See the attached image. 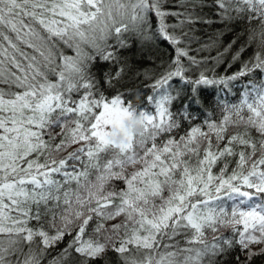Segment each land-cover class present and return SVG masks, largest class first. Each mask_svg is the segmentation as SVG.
<instances>
[{
  "label": "snow or ice",
  "instance_id": "1",
  "mask_svg": "<svg viewBox=\"0 0 264 264\" xmlns=\"http://www.w3.org/2000/svg\"><path fill=\"white\" fill-rule=\"evenodd\" d=\"M240 22L248 40L232 62L256 42L253 55L235 73L190 77L232 47L189 55L197 25ZM161 41L175 55L149 85L151 110L130 91L109 97L95 63L117 67L104 73L115 88L131 70L122 53ZM176 78L223 92L221 118L173 111ZM132 110L140 137L110 145L114 117ZM237 248L238 264L264 254V0H0V264H221Z\"/></svg>",
  "mask_w": 264,
  "mask_h": 264
},
{
  "label": "trees",
  "instance_id": "2",
  "mask_svg": "<svg viewBox=\"0 0 264 264\" xmlns=\"http://www.w3.org/2000/svg\"><path fill=\"white\" fill-rule=\"evenodd\" d=\"M208 11V9H205ZM155 23V21H153ZM250 26L246 22L234 23L229 27H225L222 23H213L209 25H197L199 29L195 35L200 37L199 41L194 42L190 45L192 51H190L189 55L196 56L198 59L203 57H215L218 52H223L228 45H232L231 50L228 54H226L223 58V62L214 63L211 60L206 65H201L200 67H193V70L189 72L190 77H195L199 74L200 71H207V74L211 77L213 75L212 71H208L209 69L215 70V72L219 75L232 74L238 71L241 66V61L248 60L249 57L253 55V53L257 50V43L253 42L249 44L245 51L240 54V58L236 62H232V56L236 54V52L240 49L242 44H245L248 40V28ZM251 27H257V25L253 24ZM215 42L211 49L208 51L196 52L195 49L200 48L205 43ZM235 41V43H233ZM123 56L128 57L131 64V70L128 71L126 69V75L124 78L116 85L115 88H107L104 86V73L109 69L115 73L117 67L115 65H109L108 63L100 62L99 60L95 63L93 71L96 73L99 78L100 85L104 89L105 93L110 97L117 90L119 91H130L129 99L131 103L136 106L140 104H144L145 110H151V105L147 102L146 98L151 94V89L149 85H151L154 80L159 77L169 65V62L174 58V49L167 42L161 41L158 46L147 45L143 51L139 50V46L137 44H133V46L124 51L122 53ZM185 62L186 58H185ZM231 64V67L228 65ZM140 71L143 73L139 76H134L133 73ZM144 74H148L151 76V79H146ZM53 79H55L53 77ZM239 87V86H238ZM167 90H175L173 91V95L176 97L174 101L173 111L183 110L185 112H190L194 116H196L199 120L195 123L200 124L205 119V116L208 115L209 118H214L217 121L221 118V106H220V98L224 96L223 92H220L218 88L209 85H200L193 90L192 85L180 81L178 78L173 79L168 82V85L165 86ZM194 97L199 99L201 103H194ZM231 99L233 103L238 102L239 94L237 92L230 93L227 97ZM190 128L189 123H183L181 128L178 129L175 135H183ZM205 130L206 126H205ZM242 130V129H241ZM235 131V129H230V133ZM60 129L57 128L54 131L55 133H59ZM256 135L255 133H253ZM60 137H57L55 142H59ZM163 139V137H161ZM226 142V141H225ZM221 143V147L223 143ZM77 147L73 145L68 148L67 151L61 152L56 155L57 159L63 158L67 156V152L73 150V148ZM109 154H105L104 158H109ZM231 163H229V170L232 167H235L234 158H227ZM224 161L218 162L217 166L214 168V171L218 172L220 167H223ZM131 171V169H129ZM120 186L123 187L122 182ZM74 186V185H73ZM225 235H230V230H223ZM207 236L209 239L212 238V233L208 232ZM67 243V239L60 245V247H64ZM261 246H254V250H258ZM237 257L240 260H244L245 256L240 250L234 249L230 253L220 258L221 264H238ZM251 264H264V254L253 257Z\"/></svg>",
  "mask_w": 264,
  "mask_h": 264
},
{
  "label": "clouds",
  "instance_id": "3",
  "mask_svg": "<svg viewBox=\"0 0 264 264\" xmlns=\"http://www.w3.org/2000/svg\"><path fill=\"white\" fill-rule=\"evenodd\" d=\"M114 126L107 129L106 140L112 146L126 144L129 137L139 138L143 131V117L135 110L114 117Z\"/></svg>",
  "mask_w": 264,
  "mask_h": 264
}]
</instances>
